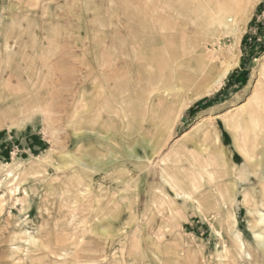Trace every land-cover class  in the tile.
Returning a JSON list of instances; mask_svg holds the SVG:
<instances>
[{"label": "rangeland", "instance_id": "rangeland-1", "mask_svg": "<svg viewBox=\"0 0 264 264\" xmlns=\"http://www.w3.org/2000/svg\"><path fill=\"white\" fill-rule=\"evenodd\" d=\"M158 1L0 0V264H264V0L218 90L126 103L109 76L139 80L129 25Z\"/></svg>", "mask_w": 264, "mask_h": 264}, {"label": "bare ground", "instance_id": "bare-ground-1", "mask_svg": "<svg viewBox=\"0 0 264 264\" xmlns=\"http://www.w3.org/2000/svg\"><path fill=\"white\" fill-rule=\"evenodd\" d=\"M155 5L153 12L149 4L139 6L137 21L129 25L139 30V34L130 41L137 48L127 54L136 61L135 69L140 74L139 80L129 84L126 76H120L119 79L109 76L114 81V91L125 93L121 100L126 103L139 97L142 106L147 102L146 97L140 96L144 90L139 86L144 81L151 83L148 88L152 84H164L166 88L159 89L162 90V97L173 100L208 80H212V85L207 92L218 90L239 63L240 42L252 17L255 1L159 0ZM262 60L264 61V55ZM257 74H264V62ZM230 111L221 114L207 113L191 130L203 122L217 120ZM132 155L139 158L137 154ZM145 157L151 158L149 155ZM76 161L88 166L87 161L93 159L87 157L85 161ZM260 223L264 224L262 214ZM261 229V232L255 231L253 234L259 249L264 252V226ZM234 236L243 249L245 243L241 235L235 232Z\"/></svg>", "mask_w": 264, "mask_h": 264}, {"label": "trees", "instance_id": "trees-1", "mask_svg": "<svg viewBox=\"0 0 264 264\" xmlns=\"http://www.w3.org/2000/svg\"><path fill=\"white\" fill-rule=\"evenodd\" d=\"M246 39H247V35L244 36L243 41H242L243 49L245 48ZM244 55H243V57H244ZM242 65H246L244 61L242 62ZM236 71L237 70H235L231 74V77L236 73ZM246 75H248V71L246 69H242V72H239L238 76L235 79V82H233L232 84H234V83L243 84L245 82ZM231 82L232 81L229 80V83H231ZM217 99H218V94H216L212 98H206V99H204L202 101L196 102L193 106H191L188 109L187 114L190 115V116H193L197 112L205 110L207 107L211 106L213 104V102H215Z\"/></svg>", "mask_w": 264, "mask_h": 264}, {"label": "crops", "instance_id": "crops-1", "mask_svg": "<svg viewBox=\"0 0 264 264\" xmlns=\"http://www.w3.org/2000/svg\"><path fill=\"white\" fill-rule=\"evenodd\" d=\"M255 24V23H254ZM254 27H257V30H258V32L260 33V34H263V37H264V21L262 22V23H260V24H255V26ZM249 38L251 39L252 38V36H249ZM256 38H257V36H255V35H253V43L254 42H257L256 41ZM17 137H19V136H17ZM16 137V138H17ZM30 135L29 134H25V135H23V140L25 141V143L27 142H29L30 141ZM12 136H9V137H5V140L4 141H6V142H8V144L9 145H11V142H12ZM13 143V142H12Z\"/></svg>", "mask_w": 264, "mask_h": 264}]
</instances>
